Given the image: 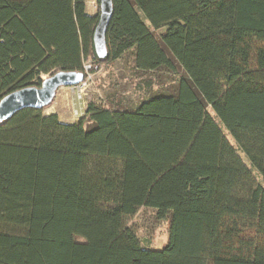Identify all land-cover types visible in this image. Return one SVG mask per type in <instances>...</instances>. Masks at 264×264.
I'll list each match as a JSON object with an SVG mask.
<instances>
[{"label":"trees","instance_id":"1","mask_svg":"<svg viewBox=\"0 0 264 264\" xmlns=\"http://www.w3.org/2000/svg\"><path fill=\"white\" fill-rule=\"evenodd\" d=\"M86 1L0 0V101L127 55L183 75L134 110L0 123V264H264V0H112L105 59ZM142 207L169 219L161 250L128 226Z\"/></svg>","mask_w":264,"mask_h":264},{"label":"rangeland","instance_id":"2","mask_svg":"<svg viewBox=\"0 0 264 264\" xmlns=\"http://www.w3.org/2000/svg\"><path fill=\"white\" fill-rule=\"evenodd\" d=\"M98 6V0H87V13L91 16L97 15ZM163 32L164 30H161L158 34ZM88 64L93 65L91 62ZM182 75L181 70L176 73H169L164 70L140 71L135 67L133 58L127 55L108 66H103L95 73H89L82 83L83 97L81 100L78 99L76 91L73 92L69 89L74 87L59 89L53 104L45 108L43 114H57L61 122L73 124L87 117L85 110L91 102L106 108L121 106L123 109L134 110L152 97L161 94H173ZM208 111L215 117L210 108ZM222 129L229 142L238 149L239 155L249 166V161L239 150L235 141L224 127ZM253 172L258 181L261 182L260 175L255 171ZM128 226L136 234L145 249L161 250L168 243L169 219H158L155 209L142 207L129 220Z\"/></svg>","mask_w":264,"mask_h":264},{"label":"water","instance_id":"3","mask_svg":"<svg viewBox=\"0 0 264 264\" xmlns=\"http://www.w3.org/2000/svg\"><path fill=\"white\" fill-rule=\"evenodd\" d=\"M113 14L112 0H100L99 22L94 33V47L99 59L107 56L106 34ZM82 72L59 71L43 78L40 87H28L6 95L0 101V123L24 109L44 110L53 104L58 90L83 83Z\"/></svg>","mask_w":264,"mask_h":264},{"label":"built area","instance_id":"4","mask_svg":"<svg viewBox=\"0 0 264 264\" xmlns=\"http://www.w3.org/2000/svg\"><path fill=\"white\" fill-rule=\"evenodd\" d=\"M90 69H91V64H88V65L86 64L85 65V71L88 73ZM82 85L83 84H81L80 86L74 87V91H76L78 93V99L79 100H81L82 97H83V94H82V92H83V86ZM76 114H78L77 111H76Z\"/></svg>","mask_w":264,"mask_h":264},{"label":"crops","instance_id":"5","mask_svg":"<svg viewBox=\"0 0 264 264\" xmlns=\"http://www.w3.org/2000/svg\"><path fill=\"white\" fill-rule=\"evenodd\" d=\"M70 90H73V92H74V88H69Z\"/></svg>","mask_w":264,"mask_h":264}]
</instances>
